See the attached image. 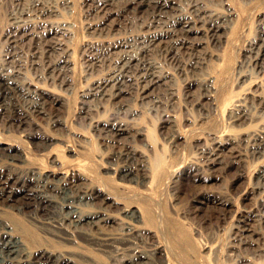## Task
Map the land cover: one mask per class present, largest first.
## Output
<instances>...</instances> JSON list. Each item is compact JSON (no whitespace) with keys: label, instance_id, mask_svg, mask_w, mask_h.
<instances>
[{"label":"rangeland","instance_id":"rangeland-1","mask_svg":"<svg viewBox=\"0 0 264 264\" xmlns=\"http://www.w3.org/2000/svg\"><path fill=\"white\" fill-rule=\"evenodd\" d=\"M38 1H45L46 4L57 2L60 13L44 17L46 23L34 22L29 28L17 33L11 24L12 13L23 7L33 8L37 0H0V63L2 59L14 60L9 54L18 55L24 60L25 68L17 79L28 78L33 82V88L38 86V93L44 99L47 113L31 116L20 112L22 101L16 98L8 99L0 105V147L11 146L12 149H0V173L8 175L11 172L13 176L20 177L25 175L27 168L54 172L56 176L67 171L70 174L80 172L86 177L72 179L75 183L108 185V193L119 201L145 205L151 200L149 207L153 217L144 225L148 232L139 236L134 246L149 254L160 247L163 251L156 250L153 255L156 264H161L163 258H168L172 264H264V217L246 220L249 223L246 228L251 230L249 235L241 231L244 230L241 227L243 224L238 222L244 216H249V212L256 211L260 206L264 207V185L260 188L256 185V177L264 170V157L255 162L246 158L235 162L232 152L241 146L238 147V142L231 140L238 134L229 132L228 124L230 108L234 103L249 97V103L256 105L261 100L258 101L253 95L264 96V54L260 63L262 73H259L258 67L254 65V54L250 51L253 42L261 43L260 39H264V0L171 2L170 11L176 14L198 17V12H194L195 8L216 9L232 20L224 24V27H229L220 32L224 36L221 46L214 45L206 26L195 33V40L191 45L193 54H204L206 65L190 76L203 79L205 74H209L208 77L214 81L219 92L218 106H215V98L205 97L201 100L203 114L191 112L192 117L185 106V93L189 92L192 100H197L203 87L201 82L188 83L185 81L186 76L180 73L177 60L187 61L192 54L190 49L187 50L186 46L180 44H173L175 49L170 54H165L161 47L152 48L149 52L159 67L173 74L163 81L165 83L154 85L150 93H142L145 83L138 87L136 79H128L124 88L127 91L118 99L113 101L109 96H104L105 99L97 101L102 104V109L97 110L83 104L84 94L89 88L97 86L96 80L109 72V65L114 70L119 69L117 63L106 60L102 64L98 62L91 55L100 54V59H107L108 52L102 53L90 46H96L95 42L100 41L109 46V42H116L119 38L122 41H126L128 37V40L131 39L135 29L141 28L146 15L141 10H120V3L116 1L111 5H100L96 0H72L71 7L65 6L61 0ZM229 7L235 15L228 16ZM53 21L69 28L56 34L53 31L55 29H51ZM164 21L168 19L165 18ZM97 23L103 24L95 29L99 26ZM10 31L19 34L17 41L10 43ZM52 40L68 49L70 61L62 64L57 73L48 76L51 78L42 80L38 77L42 68L34 62L48 60L44 53L47 50L46 44ZM101 48L104 52L107 50L103 46ZM136 51L133 47L124 46L116 49L112 56L120 58L125 53ZM36 54L39 58H36ZM246 73L258 77L247 76ZM170 84L177 89L176 97L168 96L166 88ZM156 99L161 102L152 101ZM257 108L253 109L255 125L264 127V118L260 117ZM127 110L131 111L129 117L124 113ZM113 112H118V118L113 122L127 120L131 122L130 128L133 126L136 129L127 131L125 136L119 137L118 142L96 139V120L99 117L107 118ZM48 115L51 118L59 117L64 123H52ZM167 118L174 121H165ZM21 126H24V130ZM174 129L182 134L174 143L175 148L167 143ZM138 130L142 132L141 135H138ZM215 140H230L220 147L221 151H217L220 162L222 161L219 166H213L207 159L199 158H207L208 155H198L207 144L214 146ZM45 141H52V145L45 148ZM71 149L74 151H69ZM13 150L26 154L29 165L13 161ZM125 152L130 156L124 155ZM141 162L148 165V171L154 177L148 194L150 199L142 196L138 188L119 185L118 176L108 169L110 163L128 164L137 168ZM17 185L10 184L7 191L17 192L20 184ZM48 190L52 193L56 191L52 186ZM16 200L9 203L4 199L0 201V219L32 230L36 234L34 238L27 232L24 233L20 227V231H17V235L22 236L32 250L57 249L58 252H67L73 254L76 264H124L123 259L132 253L134 246L130 249L128 242L124 240L126 229L122 221V204L105 198V193L98 198L97 206L107 207L117 217V222L104 230L108 239L105 243L99 239L102 234L97 231L87 236L74 229L36 224L28 217L32 211H38L37 219L50 222L40 199L37 196H27V199L18 197ZM224 201L226 203L222 204ZM9 205L21 206L25 215ZM235 234H244L246 238ZM235 236L237 239L233 240ZM232 244L236 247L232 248Z\"/></svg>","mask_w":264,"mask_h":264},{"label":"bare ground","instance_id":"bare-ground-1","mask_svg":"<svg viewBox=\"0 0 264 264\" xmlns=\"http://www.w3.org/2000/svg\"><path fill=\"white\" fill-rule=\"evenodd\" d=\"M61 1L67 7H71L73 4L72 0ZM115 1L117 3H120V10H133L136 12L141 10L146 15V20L143 22L141 28L135 29V34L132 35L130 37L131 39L129 40V37L126 39V41H122V38H119L116 40V42L114 40V42L112 43L109 42V46L104 45V41L95 42L96 46L95 44L90 46L92 49L99 50L102 53L108 52L106 53V55H108L107 59H100V54H92L91 56L95 57L98 62L102 64L106 60L107 62H114V64L117 63L116 66L119 67V69L114 70V67L112 65H109V72H107L99 80H96L97 86L95 88H89V91L84 94L82 103L88 106L90 105L93 108H96L97 110L102 109V104L98 103L97 101L105 99L104 96H109L114 101L118 99L123 92H126L127 90L124 88L126 85V80L128 79H136V84L138 87H142L141 84L145 83L142 88V93L146 94L151 92V89L154 85L163 82L166 78H169L171 75H173L172 73L168 72L165 68L159 67L156 64V61L151 58L149 52L152 51V48L161 47L165 54H170L175 49V46L173 44H180L186 46L187 50L190 49L192 51L191 45H193L194 43L195 33L200 31V28L203 26H206L209 30L214 45L221 46L224 42V36L223 34H220V32L223 28L226 29L229 27L228 25H225L224 27V24H228L232 21L230 17H227L226 14L221 12V10H201L200 8H195V6H193V8H195L194 12H198L196 13L198 17H194L190 14L184 13L176 14L170 11L172 8L171 2L175 0H96V2L100 3V5H111ZM44 2L37 0L33 8L23 7L19 11L12 13L11 24L17 30V33H19L21 30L29 28V26L32 25L34 22L46 23L43 20L44 17L47 18L50 17V15L56 16V14L60 13L57 2L55 4H46ZM228 9V16L233 15L234 12H231L232 8L229 7ZM165 18H167L168 21L165 22ZM53 22L57 25L53 23L51 29H55L53 31L56 34L69 28L63 26L60 22ZM97 24H99L98 27H91H95V29H98L103 23ZM130 32H132V30H130ZM18 38L19 34H16V32L12 33L10 31L8 35V40H10V43L17 41ZM164 38H167L168 40ZM260 40L261 43L257 41L253 42L250 51L254 54L253 57L255 67H258L260 71L259 73H262V70H260V68L262 69V67H260V63L262 62L261 56L264 54V39ZM61 45L62 44L60 42L52 40L50 43L46 44L47 50H45L44 53L45 57L48 58V60H44V62L42 63L34 62V64H39L40 68H42V72L38 74V77L40 79L43 80L51 78L48 76L57 73V71L61 69L62 64L70 61L69 58L71 54L69 53L68 49L62 48ZM254 45L257 46L254 47ZM100 46L105 47L107 50H105L104 52V49H102ZM124 46L133 47L137 51L132 53H125L120 56V58H114L112 55L116 53V49L122 48ZM191 53L190 54L193 55V57L190 55L189 60L182 61L178 59L177 62H179L180 73L186 76L185 81H188V83H202L203 92L200 94L197 100H192L193 97L192 95L188 94L189 92H187V94L185 93V99L187 101L185 106L187 108V111H190V116L192 117L191 112L198 111L201 113V115L203 114L201 112L203 109L201 100L205 97L215 98V106H218L217 96L219 89L214 86V81L211 79V77H208L209 74H205L206 76L203 77V79H195L190 76L191 73H196V71L202 70L203 67L206 65V58L203 56L204 54H193V51ZM9 55V57L13 56L12 58L14 60L2 59L0 63V105H3L4 102L8 99L16 98L22 101V104L19 109L20 112H26L31 116L36 114H47L45 112V105L43 101L44 99L41 98L38 93V86H36V88H33L32 85L34 84L30 80H28V78L23 80L17 79L19 74H22V69L25 68L24 60L20 59L21 57H17L18 55ZM35 56L36 58H39L38 54H36ZM255 67L252 68L256 69ZM158 68H160V70H158ZM245 75L252 76L255 78L258 77L257 75H252L250 73H246ZM54 78L55 77H53V80ZM166 90L169 97H176L177 89L174 88L172 84L168 85ZM253 97L258 98V101L261 100L259 103L262 104H250V98L244 97L234 103L233 106L230 108L228 122L229 132H237L238 134V136L231 138V140L233 142L237 141L238 147L241 146L240 149H236L232 152V158H234L235 162H238V160H242L243 158L255 162L264 157V127H256V119L254 120L253 116V109L255 110V107L257 108L258 106V113H260V117H262V119L264 118V96H260V94H255L253 95ZM156 98L158 99L159 97L156 96ZM157 99L152 101H155V103L161 102L160 99ZM117 113L113 112L107 118L99 117V119L96 120L97 123L94 126L96 139H104L114 143L119 141V137L125 136L127 131H130L131 129H136V127L133 126L132 128H130L131 126L129 125V123L131 122L127 120L113 122V120L118 118ZM124 113L127 117L131 115L130 110H127ZM172 118H174V116ZM23 120L25 121L24 118ZM51 120L52 123H64V121H62V119H60L59 117L53 118L52 116ZM165 121L173 122L174 120L167 118V120ZM20 128L24 130V126H21ZM141 133L142 132L139 131L138 135H141ZM181 135V132H179L178 130L176 131L174 129L173 134L171 138H169L167 143H169L173 146V148H175L174 143H176L177 138ZM50 142L51 143L46 142L45 148L52 145V141ZM229 142L230 140H215L214 146H212V144H207L205 149L200 151L198 155L206 154L209 157L206 158L204 156H199V158H202V160L207 159V161H209L210 164H212L213 166H219L222 161L220 162V156L217 151L220 149L221 146ZM0 149L12 150L11 146H6L3 148L0 147ZM137 149H135V151H140ZM69 151L74 150L71 149ZM12 152L13 153L11 155L13 161L29 165V160L26 154H24L23 152H18L17 150H13ZM128 152H125L124 155L129 157L130 155H128ZM142 154L144 156H147V154L145 155V153L143 152ZM133 167L128 164L116 165L110 163L108 165V169L118 176V180L120 183L119 185H129V188H138L140 189V194L142 196L146 197L147 199H150L148 194L149 191L152 189L151 187L154 183V177L149 173L148 165L141 162L138 164L137 168ZM27 169V172H24L25 175H21L20 177L13 176L11 172L8 175L6 173H0V201L4 199L9 203L16 202V198L18 197L20 199H27V196H37V198L40 199L41 205L45 207L48 213V220H50V222L46 223V221L44 220H39V218L37 219L38 211H32V213L28 217L35 221L36 224L38 223L42 226H46V224H50L52 226L55 225V227H57L58 229H74L81 233L87 234V236L97 231L102 234L100 235L101 237L99 239L105 243L106 241H108V239L104 235V230L117 222L116 215L110 213L107 207L97 206L98 198H100L102 193H105V198L112 199V202L122 204V221L124 222L126 229V237L124 238V240L128 242V246H130V249L132 246L137 244V241L135 242V240L138 239L139 236L148 232V229L146 228L147 226L145 227L144 225L149 222L153 217V213L149 207V202L151 200L148 201L145 205L126 202L124 201V199V202L119 201L118 199L112 198L111 194L108 193V185H98L96 183L85 184L83 182H81V184L75 183V180L72 179L79 180L80 178H82V176L83 178L85 176L80 172L70 174L67 171V173L62 174L61 176H56L54 172L48 173L46 170L42 169H38L36 171L29 168ZM263 181L264 170L261 171L256 177L257 188L263 187ZM12 183L15 185L20 184V188L18 187L19 190L17 192H9L10 190L7 191V188H10L9 186ZM50 186H52L53 189H56L54 193L48 190ZM224 203L226 202L224 201L222 204ZM9 206L12 208H16L19 212L23 213V208L21 206ZM251 217H264V207L260 206L256 211L249 212V216H244V218L238 220L240 224H243L241 227H243L244 230L241 231H245L246 235L251 234V230L249 228H246V225L249 224L246 220L250 219ZM11 224L12 223H9V221H5V219H0V264H76L75 259L73 258V254H68L66 251H64L66 253H63L58 252L57 249V251L49 249L43 250L40 247L39 248L42 249L41 251L32 250L29 245L26 244L22 236L17 235V231H20L18 230V228L20 227V229L22 228L24 233L27 232V234L33 238L36 237V234L28 228H23L21 224ZM235 227L238 228V226ZM235 235H238L242 238H246V235L244 234ZM236 239L237 238L235 236L233 240ZM238 240L240 241L244 239ZM231 247L234 248L236 246L232 244ZM156 250L158 252L163 251L160 247H156L154 251L152 250L153 253L151 252L152 254H149L146 251L141 252L142 250H137V246H134L132 253L128 254V256L126 255V257L124 256L125 258L123 259V262L124 264H156L157 262H155V258L153 256ZM160 262L161 264H172L168 260V258H163Z\"/></svg>","mask_w":264,"mask_h":264}]
</instances>
